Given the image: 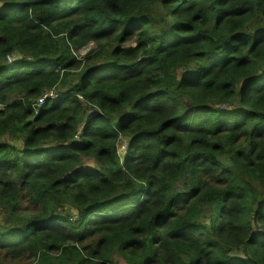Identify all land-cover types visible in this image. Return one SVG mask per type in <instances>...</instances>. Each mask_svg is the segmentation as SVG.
I'll return each instance as SVG.
<instances>
[{
  "label": "trees",
  "instance_id": "1",
  "mask_svg": "<svg viewBox=\"0 0 264 264\" xmlns=\"http://www.w3.org/2000/svg\"><path fill=\"white\" fill-rule=\"evenodd\" d=\"M0 208V264H264V0H0Z\"/></svg>",
  "mask_w": 264,
  "mask_h": 264
},
{
  "label": "rangeland",
  "instance_id": "2",
  "mask_svg": "<svg viewBox=\"0 0 264 264\" xmlns=\"http://www.w3.org/2000/svg\"><path fill=\"white\" fill-rule=\"evenodd\" d=\"M92 45H94V44L92 43V44L88 45L87 47L83 48V49L81 50V53L87 51ZM223 107L226 108L227 105H225V106L223 105ZM232 107H233V108L235 107L234 110H235V109H238V108H239V104H238V102H235V104H234ZM7 139L11 140L10 137H7ZM122 143H124V140L122 141ZM19 144H20V143H19ZM91 164H94V162H91ZM0 214H2V210H1V208H0ZM115 259L118 260V262H119L118 264H128V263L124 260V258H122V257L119 256V255H116V256H115ZM26 260H27V259H26ZM26 260H23V261L20 262L19 264H27L28 261H26Z\"/></svg>",
  "mask_w": 264,
  "mask_h": 264
},
{
  "label": "built area",
  "instance_id": "3",
  "mask_svg": "<svg viewBox=\"0 0 264 264\" xmlns=\"http://www.w3.org/2000/svg\"><path fill=\"white\" fill-rule=\"evenodd\" d=\"M51 95H53V93H49V96H51ZM43 100H44V98H40V102H43ZM123 149L126 150V145H124V144L120 146V150H123Z\"/></svg>",
  "mask_w": 264,
  "mask_h": 264
}]
</instances>
